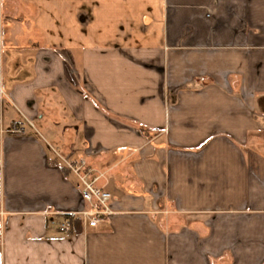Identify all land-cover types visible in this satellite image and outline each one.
Here are the masks:
<instances>
[{
  "label": "crops",
  "instance_id": "0c3cea01",
  "mask_svg": "<svg viewBox=\"0 0 264 264\" xmlns=\"http://www.w3.org/2000/svg\"><path fill=\"white\" fill-rule=\"evenodd\" d=\"M0 264H264V0H0Z\"/></svg>",
  "mask_w": 264,
  "mask_h": 264
},
{
  "label": "built area",
  "instance_id": "2783aa9c",
  "mask_svg": "<svg viewBox=\"0 0 264 264\" xmlns=\"http://www.w3.org/2000/svg\"><path fill=\"white\" fill-rule=\"evenodd\" d=\"M15 131L22 134L24 133V128L18 127ZM68 165L79 178L78 188L80 189L82 197L91 205V209L83 210L81 214L90 219V226H96L103 216L110 212L109 202L112 199V195L110 192L98 186L99 175L87 164L84 158L68 163ZM70 224V218L66 217L59 225V229L66 231L69 229Z\"/></svg>",
  "mask_w": 264,
  "mask_h": 264
}]
</instances>
